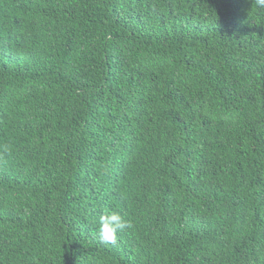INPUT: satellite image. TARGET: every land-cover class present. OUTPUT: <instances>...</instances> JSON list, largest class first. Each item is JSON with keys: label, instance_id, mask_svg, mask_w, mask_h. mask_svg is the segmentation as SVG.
Masks as SVG:
<instances>
[{"label": "trees", "instance_id": "1", "mask_svg": "<svg viewBox=\"0 0 264 264\" xmlns=\"http://www.w3.org/2000/svg\"><path fill=\"white\" fill-rule=\"evenodd\" d=\"M0 264H264V10L0 0Z\"/></svg>", "mask_w": 264, "mask_h": 264}, {"label": "clouds", "instance_id": "2", "mask_svg": "<svg viewBox=\"0 0 264 264\" xmlns=\"http://www.w3.org/2000/svg\"><path fill=\"white\" fill-rule=\"evenodd\" d=\"M258 10H264V0H251ZM133 227L132 221L120 212L106 210L98 220V237L102 244H115L120 233Z\"/></svg>", "mask_w": 264, "mask_h": 264}]
</instances>
